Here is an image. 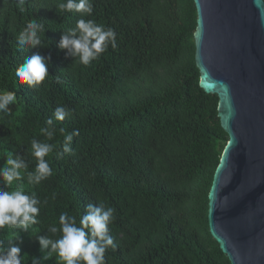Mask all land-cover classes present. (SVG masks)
<instances>
[{
	"label": "trees",
	"instance_id": "obj_1",
	"mask_svg": "<svg viewBox=\"0 0 264 264\" xmlns=\"http://www.w3.org/2000/svg\"><path fill=\"white\" fill-rule=\"evenodd\" d=\"M61 2L25 0L21 11L18 0H0V90L17 96L11 115L0 113V168L12 152L33 171L31 140L57 145L45 157L53 175L39 184L23 180L41 201L40 223L17 229L13 240L24 264H57L38 238L57 239L48 226H59L62 212L79 223L86 205L99 202L115 209L105 264H229L207 228V195L227 136L217 97L198 87L192 0H91V15L62 11ZM31 18L45 26L44 46L18 49ZM81 18L116 35V47L87 66L58 47ZM34 54L45 58L49 76L29 88L15 69ZM57 106L71 115L56 121ZM49 118L57 129L50 141L39 132ZM61 127L79 135L57 157ZM7 236L0 231L6 247Z\"/></svg>",
	"mask_w": 264,
	"mask_h": 264
},
{
	"label": "water",
	"instance_id": "obj_2",
	"mask_svg": "<svg viewBox=\"0 0 264 264\" xmlns=\"http://www.w3.org/2000/svg\"><path fill=\"white\" fill-rule=\"evenodd\" d=\"M198 87L217 97L227 142L207 228L229 264H264V1L192 0Z\"/></svg>",
	"mask_w": 264,
	"mask_h": 264
},
{
	"label": "clouds",
	"instance_id": "obj_3",
	"mask_svg": "<svg viewBox=\"0 0 264 264\" xmlns=\"http://www.w3.org/2000/svg\"><path fill=\"white\" fill-rule=\"evenodd\" d=\"M25 0H18L20 10L24 11ZM65 12H80L92 14L91 0H62L58 5ZM44 24L31 18L16 37L18 49L23 45L31 47L44 46L42 43ZM111 45L116 47V35L111 28L98 24L94 20L78 19L73 28H69L58 42L60 49L67 50V54L78 57L82 65H89ZM15 76L21 85L29 88L39 86L49 76L46 60L39 54L24 58L22 64L15 69ZM17 103L15 91L0 90V113L11 115L10 105ZM71 115V110L64 106H57L53 117L56 121H63ZM53 118L46 121V125L39 132L46 140H53L56 134ZM63 139L60 142L63 153L72 151L73 138L79 135V130L68 132L65 128L58 129ZM57 148L55 143L31 140V155L36 158L33 171L28 170V163L22 155L9 152L5 164L0 168V181L4 187L0 188V231L8 232L7 247L5 240L0 239V264H24L21 249L13 240L17 236L16 230L28 231L33 225L40 223L41 201L35 192L25 191L23 180L27 177L29 184H39L53 175L49 161L45 159ZM14 182L15 186H14ZM55 194H53V198ZM115 219V209L105 203H88L84 213L77 223L76 216L62 212L58 218V225H49L48 230L53 235L60 233L57 239L39 237L41 249H47L45 258L55 256L57 264H105V252L114 247V241L109 234V225ZM33 264H36L35 259Z\"/></svg>",
	"mask_w": 264,
	"mask_h": 264
}]
</instances>
